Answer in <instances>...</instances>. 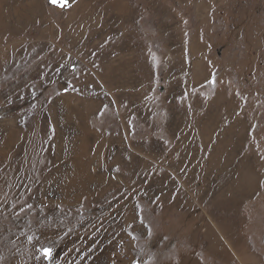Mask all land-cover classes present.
<instances>
[{
	"label": "rangeland",
	"instance_id": "1",
	"mask_svg": "<svg viewBox=\"0 0 264 264\" xmlns=\"http://www.w3.org/2000/svg\"><path fill=\"white\" fill-rule=\"evenodd\" d=\"M41 246L264 264V0H0V264Z\"/></svg>",
	"mask_w": 264,
	"mask_h": 264
},
{
	"label": "snow or ice",
	"instance_id": "2",
	"mask_svg": "<svg viewBox=\"0 0 264 264\" xmlns=\"http://www.w3.org/2000/svg\"><path fill=\"white\" fill-rule=\"evenodd\" d=\"M51 3L61 8L67 6V0H51ZM37 251L40 253V256H38L37 259H47L49 261V264H51L53 259L51 246H41V248L37 249Z\"/></svg>",
	"mask_w": 264,
	"mask_h": 264
},
{
	"label": "bare ground",
	"instance_id": "3",
	"mask_svg": "<svg viewBox=\"0 0 264 264\" xmlns=\"http://www.w3.org/2000/svg\"><path fill=\"white\" fill-rule=\"evenodd\" d=\"M65 97V96H64ZM67 98V97H66ZM61 102V101H60ZM65 103V102H64ZM67 104H68V102H67ZM66 107V106H65ZM65 114V113H64ZM66 115V114H65ZM60 142V141H59ZM226 146H225V144H224V142H222V144L220 145V147H219V149H218V151H220L219 152V156H223L222 155V153H224V157L226 158V156H228V153H229V150L227 149V150H224V148H225ZM227 148H229V146L227 147ZM216 152V151H215ZM214 152V153H215ZM217 156V155H216ZM79 165V164H78ZM72 169V168H71Z\"/></svg>",
	"mask_w": 264,
	"mask_h": 264
}]
</instances>
